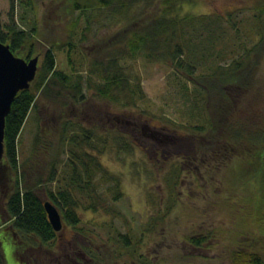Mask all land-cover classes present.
Listing matches in <instances>:
<instances>
[{"label":"rangeland","instance_id":"rangeland-1","mask_svg":"<svg viewBox=\"0 0 264 264\" xmlns=\"http://www.w3.org/2000/svg\"><path fill=\"white\" fill-rule=\"evenodd\" d=\"M24 2L21 6L15 2L13 19L20 29L36 28L39 50L62 46L70 40V31L78 36L84 29L83 18L76 28L72 25L78 13L72 11L70 0ZM138 9L134 6L127 16L137 14ZM157 10L156 0L148 12L153 14ZM177 14L218 15L224 19L231 14L238 36L228 32L224 48L228 53L234 51L232 56L239 57L241 51L238 52L234 43L240 42L245 51L251 52L249 66L252 64L254 73L246 91H235L233 119L242 130L247 128L248 131V127L262 130L264 0H184ZM9 18V3L0 0V23H8ZM122 18L126 19L124 12L119 13L118 19L101 17L86 31L85 42L73 39L75 48L70 52L71 64L65 55V45L54 49L56 69L74 79L80 75L84 80L97 81V77L90 74L91 61H101L106 52L101 38L116 41L124 34ZM216 47L220 50L223 45ZM228 53L225 54L226 63L231 57ZM36 56L38 71L40 57ZM122 65L127 75L138 76L144 93V99L135 108L110 107L85 86L82 87L85 98L77 104L60 98L52 105L39 96L37 108L30 112L18 139L19 163L25 164L21 170L28 183L38 177L45 181L50 162L57 161L60 176L55 183L43 182L35 189L39 199L46 202L44 191L62 187L61 176L69 171L67 154L58 152V129L63 119L72 125L67 136L81 135L80 128L90 131L86 150L119 182V197L114 201L110 199L116 197L111 192V183H105L100 172L94 176L97 191L105 206L113 208V216L103 210L87 211L81 206L77 209L80 230H75L62 219L59 206L49 201L60 214L62 224L61 230L55 232L52 246L44 247L35 242L15 250L19 241L1 227L0 242L6 264H77V261L84 264L80 258H84L90 247H101V255L107 257L111 253L125 255L123 259H118L120 255L113 257L116 259L113 264H134L133 260L136 262L135 257L139 256L144 260H137L138 264H230L233 253L251 249L264 259V166L253 163L252 159L264 147L238 142L235 147L227 148L225 142L205 140L202 134L196 140L191 127L198 125V115L190 112L187 97L178 92L184 84L180 76L163 63L137 60L123 61ZM210 98L213 110L216 100L212 95ZM37 131L40 142L32 154ZM117 137L121 140L119 138L114 147L110 142ZM101 138L109 142L102 154ZM8 179L0 171L3 194L10 190ZM115 231L130 235L136 254L123 248L117 250L114 242L107 241ZM190 239L202 242L193 245ZM64 250L70 256L64 258Z\"/></svg>","mask_w":264,"mask_h":264},{"label":"trees","instance_id":"trees-1","mask_svg":"<svg viewBox=\"0 0 264 264\" xmlns=\"http://www.w3.org/2000/svg\"><path fill=\"white\" fill-rule=\"evenodd\" d=\"M7 1L10 21L4 25L0 23V43L7 45L14 56L23 57L25 60L36 55L40 57L34 81L28 89L16 95L5 117L0 171L7 175L11 183L10 190L4 194L0 189V202H2L0 221H3L0 228L3 227V230L10 232L12 237L19 241L17 244H20L15 250L25 247L24 245L31 246V243L35 242L44 247H51L56 237V233L48 223L44 202L36 195L35 189L42 186L43 182L55 183V179L60 176L56 169L57 161L50 162L45 181L38 177L32 183L26 181L25 172L21 170L25 164L19 163L18 139L30 112L37 108L38 97H43L52 105L60 98L77 104L83 102L85 98L82 93V87L85 86L110 107L135 108L144 99V93L138 76L130 77L126 74L123 61L143 60L148 63H163L172 69L173 74L180 76L184 84L178 92H182L187 97L190 112L198 115V125L191 127L192 132L196 134L194 135L196 140H199L202 134L205 140L216 139L225 142L227 148L235 147L238 142L261 144L264 147V128L257 130L248 127V131L247 128L242 130L236 126L238 124L232 115L236 101L235 91H246L254 73L252 64L249 66L251 52L245 51L240 42L234 43L238 52L241 51L239 57L232 56L234 51L228 53L224 48V43L229 37L228 32L238 36L231 14H228L226 19L218 15L179 16L177 11L184 0H157L158 10L153 14L148 10L156 0H70L72 11L78 13L72 25L76 28L81 18L85 23L80 35L77 36L70 31L68 35L70 40L64 44L65 46L62 45L67 48L65 55L70 64V52L75 48L73 39L78 43L85 42L86 31L92 28L95 22L100 21L101 17L118 19L119 13L122 12L126 16V19L124 17L121 20L125 28L120 38L118 36L116 41L111 38L110 40L106 37L101 38V42L106 44L104 50L106 52L101 56V61L96 59L91 61L90 74L97 77V81L93 82L88 78L84 80L83 77H79L80 75L74 79L72 75L57 70L54 49L62 46H49L39 50L35 40L36 28L33 26L29 30L20 29L13 19L15 2L21 6L24 5V0ZM134 6L139 7L137 11L140 12L127 16ZM220 45H223V48L217 50L216 46ZM226 53L231 56L228 63L225 62ZM211 95L216 100L213 110L210 109ZM71 126L63 119L58 129L60 140L58 152L67 154L69 171L61 176L62 187L58 186L55 191L45 190L44 194L47 202L59 206L65 223L75 230H80L78 226L81 220L77 216V209L81 206L84 210L94 213L103 210L112 216L114 214L113 208L105 206L97 191L95 173L100 172V178L105 183H111V192L116 197L110 199L114 201L119 197V182L95 160L90 151L86 150L85 146L88 147L90 143V131L80 128L81 135L67 136L68 128ZM119 138L111 140L112 146L118 145V139L121 140V137ZM39 142L40 133L37 131L32 154L35 153ZM108 143L105 138H101V154L106 152ZM77 149L78 153L75 151ZM93 149L92 146L91 150ZM252 159L253 163H262L261 167L264 166V150L254 155ZM107 241L114 242L118 246L117 250L123 248L136 254L135 247H131L132 241L128 234L115 231L109 235ZM189 242L199 245L202 240L190 239ZM138 243H141L140 239ZM86 251L84 258H80L84 264H113L112 262H116L113 257L118 258L119 255L118 259L125 257L123 253L118 256L117 253L115 256L112 253L108 257L103 256L101 247H90ZM242 252L233 253L230 264H264V259L254 250ZM63 253L64 258L70 256L65 250ZM74 255L77 257L76 254ZM135 259L144 260L141 256ZM137 260L136 262L133 260V263L138 264ZM0 264H6L1 242ZM77 264H81L80 261H77Z\"/></svg>","mask_w":264,"mask_h":264},{"label":"water","instance_id":"water-1","mask_svg":"<svg viewBox=\"0 0 264 264\" xmlns=\"http://www.w3.org/2000/svg\"><path fill=\"white\" fill-rule=\"evenodd\" d=\"M37 62V56L24 60L14 56L7 45L0 43V160L3 155L5 117L16 95L28 89L34 81ZM43 207L53 231H60L62 224L57 209L47 201L43 203Z\"/></svg>","mask_w":264,"mask_h":264}]
</instances>
